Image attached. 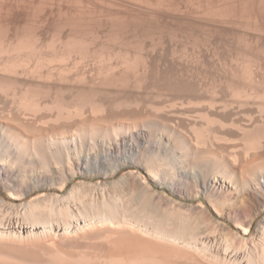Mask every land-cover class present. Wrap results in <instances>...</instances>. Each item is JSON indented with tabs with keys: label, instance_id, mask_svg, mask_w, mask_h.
I'll use <instances>...</instances> for the list:
<instances>
[{
	"label": "bare ground",
	"instance_id": "1",
	"mask_svg": "<svg viewBox=\"0 0 264 264\" xmlns=\"http://www.w3.org/2000/svg\"><path fill=\"white\" fill-rule=\"evenodd\" d=\"M145 72L69 96L0 79V228L43 249L0 264H264V92Z\"/></svg>",
	"mask_w": 264,
	"mask_h": 264
},
{
	"label": "rangeland",
	"instance_id": "2",
	"mask_svg": "<svg viewBox=\"0 0 264 264\" xmlns=\"http://www.w3.org/2000/svg\"><path fill=\"white\" fill-rule=\"evenodd\" d=\"M8 56H18V67L8 68ZM142 70L140 89L171 72L215 99L218 90L228 94L216 79L264 92V0H0V79L17 81L12 90L30 95L41 85L69 96L92 85L114 89L113 78L131 84ZM6 226L1 253L40 256L33 240Z\"/></svg>",
	"mask_w": 264,
	"mask_h": 264
}]
</instances>
